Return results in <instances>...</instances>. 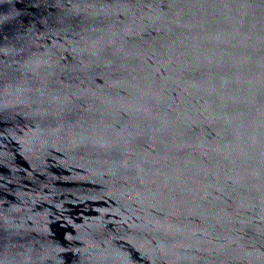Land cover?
<instances>
[{
	"label": "water",
	"instance_id": "water-1",
	"mask_svg": "<svg viewBox=\"0 0 264 264\" xmlns=\"http://www.w3.org/2000/svg\"><path fill=\"white\" fill-rule=\"evenodd\" d=\"M0 264H264V0H0Z\"/></svg>",
	"mask_w": 264,
	"mask_h": 264
}]
</instances>
